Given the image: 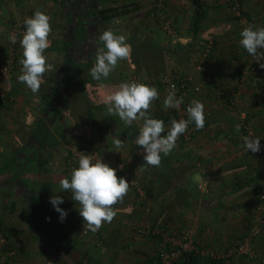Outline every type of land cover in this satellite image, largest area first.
<instances>
[{
    "label": "crops",
    "instance_id": "1",
    "mask_svg": "<svg viewBox=\"0 0 264 264\" xmlns=\"http://www.w3.org/2000/svg\"><path fill=\"white\" fill-rule=\"evenodd\" d=\"M229 1L164 0L159 8L155 0H0V61L15 52L12 90L0 98V228L13 264H162L159 237L139 230L163 226L179 235L191 225L198 243L217 252L221 264H261L259 257L226 256L247 236L258 189L264 190V155L247 151L243 142L249 130L264 137V68H249L253 57L239 43L243 28ZM240 2L245 15L264 26V0ZM109 8L119 14L101 20L99 10ZM37 10L51 18L45 55L53 69L33 93L18 80L23 35L15 44L9 36L15 20ZM109 28L125 35L132 51L107 79L96 81L90 69L103 47L99 36ZM209 41L213 47L205 55ZM133 72L160 94L148 114L164 121V135L176 112L163 107V77L185 75L199 86L183 96L186 116L193 100L205 105L203 129L191 124V140L181 135L158 167L145 163L135 142L143 120L126 126L104 103ZM116 139L124 147L116 149ZM83 146L113 168V160L122 162L144 190L152 188L150 196L130 185L113 206L117 215L96 232H85L70 191L59 192L60 180L73 171L68 156ZM54 195L63 197V222L50 202ZM255 248L264 252V233ZM197 264L212 263L206 256Z\"/></svg>",
    "mask_w": 264,
    "mask_h": 264
},
{
    "label": "clouds",
    "instance_id": "2",
    "mask_svg": "<svg viewBox=\"0 0 264 264\" xmlns=\"http://www.w3.org/2000/svg\"><path fill=\"white\" fill-rule=\"evenodd\" d=\"M50 16L37 10L32 17L24 20L26 31L20 40L23 49L21 74L19 82L25 84L33 93L40 90L44 82V74L53 69L48 62L45 50L50 47L49 35L52 32ZM240 45L249 55L260 62L264 68V52L258 54L259 49H264V26L249 24L240 33ZM11 43L17 42V36H9ZM99 40L103 47L96 51L94 66L90 69L91 77L100 81L107 79L109 74L118 66V61L127 59L131 55V45L127 43L125 35L116 34L111 28L105 30ZM155 86L138 82H124L119 88L108 95L104 103L109 115L118 116L126 126H132L135 121L143 120L136 136V144L143 149L144 161L147 165L158 167L162 161V154H171L177 146L178 138L183 135L190 124H195L197 130L203 129L205 119V105L199 100H193L186 109L187 119H173L171 127L165 133V123L161 119L152 118L148 112L153 101L159 98ZM184 103L183 96L177 98L175 92H169L163 101V107L179 109ZM98 119V118H97ZM240 131V125H236ZM259 137L244 136V147L252 153L261 150ZM124 147L121 139L115 140V148ZM79 167L73 169L71 178L60 180V191L69 192L77 202L78 211L83 218L84 226L96 232L105 222L110 223L117 215L114 205L121 203L130 190V182L125 177L117 175V169L111 167L103 160L96 159L92 154L81 152ZM51 204L60 214V221L67 216V211L60 205L64 202L62 196L54 195L50 198Z\"/></svg>",
    "mask_w": 264,
    "mask_h": 264
},
{
    "label": "built area",
    "instance_id": "3",
    "mask_svg": "<svg viewBox=\"0 0 264 264\" xmlns=\"http://www.w3.org/2000/svg\"><path fill=\"white\" fill-rule=\"evenodd\" d=\"M229 4L233 14L235 15L237 21L239 22V25L242 28L248 26L249 24L254 25V18H250L242 12L243 6L240 0H230ZM155 5L159 8H163L164 0H155ZM28 17L32 16L27 15L13 22L11 35L15 34L18 37L25 33L26 25L24 24V20ZM212 47L213 41H209L204 50L205 55L210 53ZM261 52H264V49L258 50V54ZM14 54L15 52L13 49L9 57L0 61V77H2L4 80V84L0 86V98L8 97L9 93L12 90V83L10 78L15 66ZM249 68L254 72H258L260 68V62H257L256 58L253 57ZM128 80L130 83L145 82L144 78L137 72L130 74ZM161 80L165 85L166 93H178L179 96L177 98H179L180 96H185L192 88L195 90H199L198 85L191 86L190 78L185 75L168 74ZM172 109L176 112L177 120H180L181 118L187 119V116L184 114L183 104L179 109ZM192 135L193 129L190 124L188 130L182 136L185 140H191ZM248 136H251L253 138L259 137L261 139V150L259 152H255V154L264 155V137L257 135L252 130L248 131ZM81 152L92 154L96 159L103 160L102 156L97 150H94L88 146H83L80 149L72 151L68 156L67 163L72 170L79 167L78 161ZM111 164L112 166L120 170L121 176L125 177L130 182V185L136 188L140 194H143L145 192L144 186L141 184V182L133 177L131 171L128 170L122 162L113 160ZM261 173L264 175V169L261 170ZM258 198L259 199L255 207L256 213L250 225L247 236L239 240L236 244H234L227 250V257H232L234 255H240L251 259L259 257L261 264H264V252L258 253L255 248L256 237L264 233V190H262L261 188L258 189ZM196 231V225L189 226L179 235L169 232L168 229L163 226H149L139 230V232L142 234H154L159 237L157 255L159 261L162 264H183L186 260H189L191 256H207L212 259H219L220 255L217 252L211 249H207L198 243L196 239ZM85 232H88V229H85ZM8 246L9 239L6 233L0 228V264H13V251L8 250Z\"/></svg>",
    "mask_w": 264,
    "mask_h": 264
},
{
    "label": "trees",
    "instance_id": "4",
    "mask_svg": "<svg viewBox=\"0 0 264 264\" xmlns=\"http://www.w3.org/2000/svg\"><path fill=\"white\" fill-rule=\"evenodd\" d=\"M242 12L244 14H246V12L244 11V8H242ZM118 14H119V12L115 8L100 9L99 10V18L101 20L110 19V18H112V17H114V16H116ZM174 115H175L174 118L177 120L176 113H174ZM145 191H146V194L147 195H150L151 196L152 188L147 187V189L145 188ZM198 260H199V257L198 256H191L189 258V260H186L183 264H197ZM210 260H211V263L212 264H221L222 263V259H212V258H210Z\"/></svg>",
    "mask_w": 264,
    "mask_h": 264
},
{
    "label": "rangeland",
    "instance_id": "5",
    "mask_svg": "<svg viewBox=\"0 0 264 264\" xmlns=\"http://www.w3.org/2000/svg\"><path fill=\"white\" fill-rule=\"evenodd\" d=\"M134 73V72H133Z\"/></svg>",
    "mask_w": 264,
    "mask_h": 264
}]
</instances>
